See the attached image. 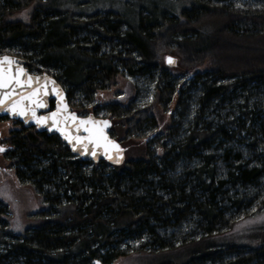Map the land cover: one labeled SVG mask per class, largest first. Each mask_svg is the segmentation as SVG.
Instances as JSON below:
<instances>
[{
    "label": "trees",
    "instance_id": "obj_1",
    "mask_svg": "<svg viewBox=\"0 0 264 264\" xmlns=\"http://www.w3.org/2000/svg\"><path fill=\"white\" fill-rule=\"evenodd\" d=\"M122 3L127 13L102 4L81 18L82 8L56 0H0V51L54 76L73 109L85 112L123 74L152 77L158 104L173 106L166 132L153 133L139 88L127 104L105 105L119 164L81 159L56 133L17 120L4 154L46 208L40 224L16 234L0 200V264H111L140 252L150 264H264V230L255 246L217 240L264 209V4ZM31 5L28 21L9 17ZM184 48L211 52L215 64L172 75L177 60L161 55ZM132 137L146 139L138 156L119 141ZM179 250L182 260L172 255Z\"/></svg>",
    "mask_w": 264,
    "mask_h": 264
},
{
    "label": "rangeland",
    "instance_id": "obj_2",
    "mask_svg": "<svg viewBox=\"0 0 264 264\" xmlns=\"http://www.w3.org/2000/svg\"><path fill=\"white\" fill-rule=\"evenodd\" d=\"M55 1V0H54ZM61 5H69L72 7L71 11H77L80 8L83 10L80 17H86L85 11L90 13L94 7L102 4L112 5L113 8H122L124 13H127V8L123 7V0H56ZM85 1V2H84ZM87 1V2H86ZM213 2H218L220 4L231 3L234 5L241 6H254L263 5L264 0H211ZM79 3L78 5H75ZM58 4V5H59ZM177 5V4H176ZM175 5V6H176ZM129 10V9H128ZM32 11V5L25 7L21 10L14 12L11 19H19L23 21H28ZM9 49L0 51L2 53H9L19 56L15 53V50ZM160 49H155V58L158 57ZM179 55H175V59L178 62V67L172 69L171 74L183 78L185 73L191 72L196 68H203L205 64L212 67L215 64L214 56L211 52L195 53L190 51L188 48L179 49ZM161 51V50H160ZM169 53L161 55L162 59ZM172 55V56H174ZM20 57V56H19ZM161 59V60H162ZM164 61V60H163ZM165 64V63H164ZM32 73H39L37 70H29ZM155 79L152 77L147 78L144 76H129L127 74L119 75L116 78L115 83L106 89L97 91L95 93L92 105L88 106L85 112L80 109H73L80 115H86L92 112L94 115L99 117H109L105 105L111 102H118L122 104H127L129 100L134 97L135 91L139 88V94L136 97L137 104L149 106L155 117L157 128L153 133H163L166 132L168 126L170 125V109L168 107H162L158 104L156 91L154 89ZM136 88V89H135ZM128 123L124 122L122 127L127 129ZM19 124L14 118H7L0 120V145L6 147V142L3 140L7 137L9 131L17 128ZM145 138L138 141V139L131 138L128 140H119L122 145L128 149V153L131 156H138V148L145 143ZM10 161L5 157L4 152H0V200L6 203L10 210V215L8 218V228L16 234H22L28 228H33L40 224L42 221V216L40 212L46 208V204L43 202L41 196L32 188L29 183L21 182L17 178L14 172V167L9 163ZM264 230V209L247 215L245 217H240L234 224L228 228L222 234L217 237L218 242L255 246L258 245L259 238L257 237L260 231ZM186 252L179 250L172 255L178 259L182 260ZM164 254H154L153 257L157 258L163 256ZM150 255L145 252L135 253L128 256L121 257L116 262L111 264H150Z\"/></svg>",
    "mask_w": 264,
    "mask_h": 264
},
{
    "label": "water",
    "instance_id": "obj_3",
    "mask_svg": "<svg viewBox=\"0 0 264 264\" xmlns=\"http://www.w3.org/2000/svg\"><path fill=\"white\" fill-rule=\"evenodd\" d=\"M169 58L173 61L172 63L169 62ZM163 60L167 65L176 64V59L171 54L165 55ZM20 69H23V72H20ZM0 75L4 80V87H0V100L4 101L0 104V116L15 118L24 126H34L38 131L56 133L58 138L68 146V150L81 159H90L93 162L103 159L111 164H119L123 161V147L115 138L110 136L108 131L111 120L108 117L96 116L92 112L86 115L75 112L68 102L65 90L54 76L46 71L30 72L21 57L9 53L0 54ZM29 77L33 79L29 80ZM9 80L18 81V83H8ZM37 89L40 90L43 107H36L31 100L24 99ZM51 101H53L52 106L50 105ZM14 106L15 110H13ZM54 112H59V114L52 117L51 114ZM73 114L77 120H87L88 117H91L92 122L89 123V127L99 130L102 136L106 137V140L102 139L98 144L87 141L77 143L75 139H71L69 142V139L65 138L66 135L69 138L77 136L83 138L88 135L82 126L68 118ZM42 117L47 119L41 120ZM77 127L80 128L79 132ZM0 148L5 151V146L0 145ZM93 151H95V155H93ZM94 264L101 263L96 260Z\"/></svg>",
    "mask_w": 264,
    "mask_h": 264
},
{
    "label": "snow or ice",
    "instance_id": "obj_4",
    "mask_svg": "<svg viewBox=\"0 0 264 264\" xmlns=\"http://www.w3.org/2000/svg\"><path fill=\"white\" fill-rule=\"evenodd\" d=\"M5 60H7V58H5ZM169 62L172 63L173 61L171 60V58H169ZM10 63V61H9ZM20 72H23V69H20L19 70ZM33 78L32 77H29V80H32ZM36 79H39V78H36ZM13 82H16L18 83V81H12V80H9L8 83H13ZM22 87L24 85H21ZM0 87H4V80H3V77L2 75H0ZM6 95H8L6 93ZM24 99L26 100H31L32 103L36 106V107H43L44 104L42 103V100H41V95H40V90L37 89L35 92H32L29 96L25 97ZM4 103L3 100H0V104ZM58 109H59V105H58ZM15 110V106H14V109ZM59 114V112H54L52 113V117H56L57 115ZM69 119H71L73 122L77 123L79 126H82L83 127V130L84 132L88 133V135L86 137H83V138H80L79 136L77 137H73V138H69V136H65L66 139H69V142H71V139H75L77 143H84L85 141L87 142H91V143H94V144H98L100 143V141L103 139V140H106V137H103L102 136V133L95 129V128H92V127H89V123L92 122V118L91 117H88L87 120H77V117L73 114L71 115L70 117H68ZM41 120H46L47 118H40ZM39 123V121H38ZM80 128L77 127V131L79 132ZM111 143V142H109ZM0 151H4L3 148H0ZM93 155H95V151H93ZM111 158V157H110Z\"/></svg>",
    "mask_w": 264,
    "mask_h": 264
}]
</instances>
